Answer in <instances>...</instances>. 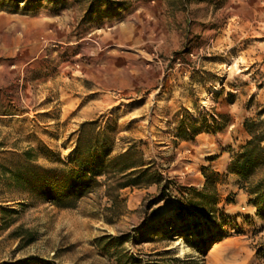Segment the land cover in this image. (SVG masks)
Instances as JSON below:
<instances>
[{"label": "rangeland", "instance_id": "1", "mask_svg": "<svg viewBox=\"0 0 264 264\" xmlns=\"http://www.w3.org/2000/svg\"><path fill=\"white\" fill-rule=\"evenodd\" d=\"M253 122L264 0H0V264H264V165L232 169ZM84 123L154 183L113 211L107 176L71 208L8 185L25 156L72 168ZM203 169L218 174L209 215L188 201Z\"/></svg>", "mask_w": 264, "mask_h": 264}, {"label": "trees", "instance_id": "2", "mask_svg": "<svg viewBox=\"0 0 264 264\" xmlns=\"http://www.w3.org/2000/svg\"><path fill=\"white\" fill-rule=\"evenodd\" d=\"M89 125L88 123L82 125L76 146V157L70 161L72 168L65 164L62 167H44L34 163L31 157L25 156V161L20 167L5 169L4 176L8 185L29 191L38 200L56 207L71 208L80 198L102 186L101 177L107 176L106 194L113 203L107 210L113 211L119 204L118 191L127 187H148L154 183L149 175L150 168H143L146 163L142 155L134 156L133 147L123 153L111 155L110 147L101 149L103 145L110 144L111 140L106 138L105 133L95 130L89 133L86 130ZM246 127L251 139L243 146L242 152L236 155L232 169L244 179H249L264 165V129L260 130L261 125L255 122L246 123ZM203 170L204 189L199 191L191 188L188 201L189 206H193L196 211L209 215L216 209L218 200L216 188L218 174ZM112 175H122L123 178L115 183L109 182ZM255 189L261 198L264 195V179L255 186ZM186 213L192 215L190 210ZM182 217L183 213H180L179 218ZM26 232L31 233L30 230Z\"/></svg>", "mask_w": 264, "mask_h": 264}, {"label": "crops", "instance_id": "3", "mask_svg": "<svg viewBox=\"0 0 264 264\" xmlns=\"http://www.w3.org/2000/svg\"><path fill=\"white\" fill-rule=\"evenodd\" d=\"M212 168H215V169H217L218 171H222V169H223V168H222V165H221V163H220L219 160H218V162L216 163V165H212ZM204 183H205V177L203 176L202 181H201V183H200L201 188L203 187Z\"/></svg>", "mask_w": 264, "mask_h": 264}]
</instances>
